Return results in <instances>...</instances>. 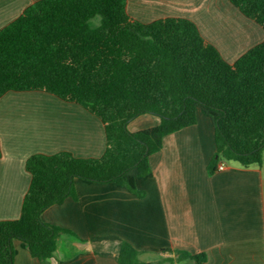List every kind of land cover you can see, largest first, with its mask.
Segmentation results:
<instances>
[{
  "label": "trees",
  "instance_id": "trees-1",
  "mask_svg": "<svg viewBox=\"0 0 264 264\" xmlns=\"http://www.w3.org/2000/svg\"><path fill=\"white\" fill-rule=\"evenodd\" d=\"M126 0H40L0 30V97L10 90H41L77 102L104 124L107 147L97 159L67 153L33 155L31 183L18 219L0 221V264H13L14 239L26 243L40 264H50L64 228L42 212L73 193V181L115 182L136 196L138 177L152 175L148 158L164 136L196 123L202 110L212 121L219 162L260 166L264 150V40L234 63L206 42L197 25L167 17L132 20ZM264 29V0H229ZM96 21L98 23H96ZM159 124L131 132L141 114ZM1 154V148H0ZM121 243L120 264H203L204 253L162 249L174 257L149 262Z\"/></svg>",
  "mask_w": 264,
  "mask_h": 264
},
{
  "label": "crops",
  "instance_id": "crops-1",
  "mask_svg": "<svg viewBox=\"0 0 264 264\" xmlns=\"http://www.w3.org/2000/svg\"><path fill=\"white\" fill-rule=\"evenodd\" d=\"M40 0H0V30ZM132 20L167 17L193 21L206 42L234 63L264 40V29L229 0H126ZM141 114L127 124L136 132L159 124ZM107 147L103 122L85 106L41 90H10L0 97V221L20 217L31 183L33 155L67 153L100 158ZM216 151L214 126L202 110L196 123L164 136L149 156L150 177H138L136 196L115 182L73 181V193L46 208L44 222L64 228L50 264H120L121 243L157 261L162 249L204 253L203 264H264V150L260 166L236 162L210 174ZM13 264H40L14 239ZM174 257V253L169 254ZM180 264H193L186 260Z\"/></svg>",
  "mask_w": 264,
  "mask_h": 264
},
{
  "label": "built area",
  "instance_id": "built-area-1",
  "mask_svg": "<svg viewBox=\"0 0 264 264\" xmlns=\"http://www.w3.org/2000/svg\"><path fill=\"white\" fill-rule=\"evenodd\" d=\"M225 168H226L225 162H219L216 167V171H221V170H224Z\"/></svg>",
  "mask_w": 264,
  "mask_h": 264
},
{
  "label": "rangeland",
  "instance_id": "rangeland-1",
  "mask_svg": "<svg viewBox=\"0 0 264 264\" xmlns=\"http://www.w3.org/2000/svg\"><path fill=\"white\" fill-rule=\"evenodd\" d=\"M96 23H98V22L96 21ZM169 254H170L169 252H163V255H166V256H164L163 258L170 257V255H169Z\"/></svg>",
  "mask_w": 264,
  "mask_h": 264
}]
</instances>
